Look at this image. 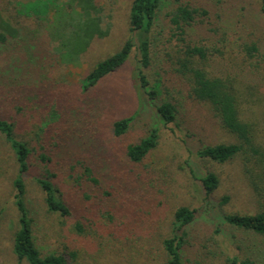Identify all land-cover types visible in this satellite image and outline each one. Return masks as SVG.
<instances>
[{"label":"trees","instance_id":"obj_1","mask_svg":"<svg viewBox=\"0 0 264 264\" xmlns=\"http://www.w3.org/2000/svg\"><path fill=\"white\" fill-rule=\"evenodd\" d=\"M37 1L20 5V12L27 17L25 23H33V28L24 27L20 33L0 17V100L13 107L17 115L29 112L38 121L39 114H46L41 126L31 121L36 133L29 132L28 140L19 139L14 120L0 114V138L12 151L15 163L9 183L15 216L8 242L17 262L82 264L97 242L101 257L110 252L114 257L110 260L116 264H133L140 256L148 259L147 264H264V141L245 114V104H249L253 88L258 85L246 84L245 96L237 85L241 74L258 76L264 71V37L259 38L252 30L255 25L248 14L236 19L224 0H216L215 9L184 0H132L129 37L116 52L94 63L74 92L63 82L59 85L46 81L43 75L47 78L57 68L80 66L94 41L109 36L112 25L99 0ZM258 1L257 14L264 20V0ZM165 8L168 29L164 56L168 70L164 71L165 79L158 76L151 85L145 73L153 64L150 34L158 13ZM50 12L52 17L47 20ZM132 51L136 53L133 76L143 97L155 109V122L147 124L145 136L123 144L119 152L118 144L124 143L144 107L140 101L133 112L116 114L106 131L109 133L104 134L97 119L101 106L95 92L127 64ZM169 75L176 87L181 83L188 100L209 108L231 138L226 143L201 147L197 156L219 165L238 160L256 208L252 214L220 212L215 226L202 229L198 209L180 206L173 212L170 235L158 240L154 248L145 246L143 235L137 232L135 222L140 223L142 217L132 212L119 221L116 216L118 223L112 211H104L103 207L116 205L118 193L127 191L125 197L138 194L139 181L145 183L139 174L134 178L125 176L119 183L115 162L120 158L123 163L120 155L128 164L142 166L158 145L157 124L178 126L179 108L169 92V87L173 89L168 86ZM30 79L39 82L44 91L47 84L53 87L46 93L34 94L32 101L29 95L24 97L22 90L25 85L30 87ZM29 91L31 96L36 92L32 88ZM68 131L72 147L69 145L67 154L77 148L100 156L97 150L103 149L101 158L105 161L80 159L67 169L62 167L63 161L57 158L60 142ZM32 161L37 167L35 175L31 174ZM197 180L208 211L221 206V202H213L220 185L217 175L207 173ZM28 183L39 193L45 220L49 218L48 227L57 236L58 247L53 251L44 252L37 243L38 217L33 211L40 206L36 201L32 205L28 198ZM228 199L223 197L222 203ZM105 215L106 223H102ZM64 229H68L67 233H63ZM227 229L247 236L235 247L243 251L241 260L230 257L232 250L223 242L234 236ZM120 254L127 256L120 261L116 259Z\"/></svg>","mask_w":264,"mask_h":264},{"label":"rangeland","instance_id":"obj_2","mask_svg":"<svg viewBox=\"0 0 264 264\" xmlns=\"http://www.w3.org/2000/svg\"><path fill=\"white\" fill-rule=\"evenodd\" d=\"M132 0H99V5L103 8L104 14L112 25L109 36L103 40H96L92 44L89 53L82 58L81 65L78 67L67 66L66 68H57L53 73L50 72L49 77L45 80L52 84H61L62 82L69 86L74 92L77 91L78 85L81 83L85 74L92 67L94 63L102 60L114 52H116L125 40L129 37L128 32V11ZM191 2L198 6H208L215 9L216 0H184ZM37 0H0V17L8 21L13 27H16L21 33V29L33 28V23H25L24 15L20 12V5ZM227 3V8L231 7V15L236 17L241 14H248L247 17L253 21L252 30L259 38L264 37V20L258 16L259 10L258 0H224ZM41 6V4H38ZM168 8L160 10L155 21V25L151 31L150 37L152 41V66L145 71L149 83L152 85L154 79L164 76V71L167 69L166 57L164 56L165 41L167 39L168 25L165 19V13ZM242 9V10H241ZM241 10V11H240ZM52 12L49 13L48 19L52 17ZM27 18V17H25ZM29 19V18H28ZM33 22V21H32ZM239 29V28H238ZM135 51H132L127 64L119 70L116 74L108 78L103 86L96 90L95 97L99 100L100 109L98 111L97 119L103 127V133L110 127V122L115 119L116 114H129L134 111L135 104L144 107L141 111L140 119L137 124L130 130L129 134L124 140V143L118 144L119 152L122 151L123 144L127 142L136 141L146 133L147 124L153 121L155 109L150 105L147 98L138 88L133 73L136 67ZM171 73V72H169ZM35 73L34 75H36ZM40 76V75H38ZM237 85L239 90L245 96L248 91H245L246 84L258 85L253 88V97L245 104L246 117L253 122L260 137L264 141V71L258 76L243 73L240 76ZM168 79H173L171 75ZM31 85L24 86V97L30 96V100H34V94H40L50 91L51 87L47 84L48 89L45 91L39 87V82L30 79ZM242 80V81H241ZM62 83V84H63ZM24 85V84H23ZM46 85V84H45ZM172 85L173 89L169 87V92L172 101L177 104L179 108L178 126L175 124L163 125L158 123L159 139L156 149L144 165L136 167L128 164L120 158L115 162L118 165L117 171L120 173L119 183L125 176L134 178L139 174L145 181L140 183L138 194L132 197H125L127 191L118 193L116 197L119 199L110 208L103 207L104 211H112V214L119 223L124 221L133 212L142 217V221L135 222L137 225V232L143 235L145 239V246L157 247V241L168 237L171 232L172 215L175 209L180 206H186L190 209H198L200 215V226L202 229L213 227L216 225V217L221 213L225 214H252L255 212L256 206L252 201V195L248 189L245 181V176L240 170L238 160L230 161L226 164L219 165L208 160H204L197 156L198 149L209 144L226 143L231 139L228 134L221 129L218 121L212 117L209 108L204 104L193 103L187 99L186 93L183 91L181 83L176 87V81H171L168 86ZM27 87V88H26ZM35 87V88H34ZM36 92L31 93L29 89ZM171 89V90H170ZM29 91V93H26ZM246 93H243V92ZM187 92V91H186ZM110 94L109 97H107ZM107 98V99H106ZM103 99H105L103 101ZM117 99V100H116ZM115 103V104H114ZM114 104V105H113ZM0 114L5 119H13L16 125V136L19 139H30L31 132L36 133V126L43 124L42 120L46 114H39L37 120L29 113L23 112L17 115L16 110L7 104L4 100H0ZM119 111V112H118ZM100 114V116H99ZM37 125H33L35 122ZM32 121V123H31ZM153 121L151 124H153ZM30 132V133H29ZM71 133L68 131L60 142L57 160L63 161L65 169L69 168L70 163L77 162L80 159H87L88 161H105L102 157L103 149L97 150L100 156H94L92 153H82L75 149H70V153L65 151L71 146L69 144V137ZM106 136V135H105ZM68 137V140L66 141ZM102 144V143H101ZM56 150L54 149L55 155ZM64 154H63V153ZM15 163L12 156V151L9 147L1 141L0 138V264H19L15 257L11 254L10 230L14 224V209L11 207V187L9 186L10 179L14 176ZM36 168L32 161V175L36 174ZM207 173H215L219 179V189L215 195L214 203L221 202V206L210 208L203 203V195L200 191L197 177L203 176ZM193 174V175H192ZM2 177V178H1ZM113 181V177L110 180ZM29 184V183H28ZM28 188V198L32 205L34 201L38 202L40 196L35 188ZM65 187V186H64ZM63 192L67 193L64 188ZM70 197V196H69ZM223 197H229L226 203H222ZM214 200V198H213ZM221 200V201H220ZM113 202V201H112ZM39 204V202H38ZM34 207V215L38 217L37 224V243L44 252L55 250L58 245L56 243V235H53V230L48 227L49 218L44 215V207ZM101 208V211L103 210ZM208 211V212H207ZM119 221L117 220V217ZM96 219V218H95ZM101 220V219H99ZM106 215L101 222L106 223ZM228 233H234L233 239H223L229 251L230 257L237 256L242 259L243 251L236 249L239 242L246 240L247 236L244 233L227 229ZM68 229H64L63 233H67ZM49 238H51L49 240ZM141 243V239H136ZM90 247V254L86 255L85 262L82 264H116L112 260L114 257L108 252L107 256H102L99 253L101 247H97V242ZM236 247V248H235ZM142 252V251H141ZM107 253V252H106ZM92 259H89V257ZM127 255L120 254L116 259L122 261ZM156 258V257H155ZM163 259V257H161ZM190 261L193 260V255L190 256ZM147 258L140 256L135 259L133 264H147ZM160 261V260H159ZM119 264V263H118ZM152 264H155L154 262ZM188 264H192L191 262Z\"/></svg>","mask_w":264,"mask_h":264}]
</instances>
